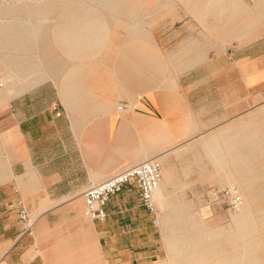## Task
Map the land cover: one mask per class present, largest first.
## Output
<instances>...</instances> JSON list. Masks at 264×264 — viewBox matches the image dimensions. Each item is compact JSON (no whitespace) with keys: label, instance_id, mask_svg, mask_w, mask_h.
<instances>
[{"label":"rangeland","instance_id":"374dc122","mask_svg":"<svg viewBox=\"0 0 264 264\" xmlns=\"http://www.w3.org/2000/svg\"><path fill=\"white\" fill-rule=\"evenodd\" d=\"M72 9L99 16L100 46L91 38L74 55L72 37L60 39ZM113 70L121 91L180 93V110L155 122L161 136L136 161L159 162L162 197L153 192L154 211L135 219L145 230L135 244L151 247L152 264H176L179 249L198 246L201 264L230 252L264 264V0H0V93L55 86L70 97L97 76L106 85ZM241 212L253 225L243 239Z\"/></svg>","mask_w":264,"mask_h":264},{"label":"crops","instance_id":"0c3cea01","mask_svg":"<svg viewBox=\"0 0 264 264\" xmlns=\"http://www.w3.org/2000/svg\"><path fill=\"white\" fill-rule=\"evenodd\" d=\"M106 82H81L79 94L65 98L55 86L0 93V264H88L94 255L100 264L153 263L151 247L135 244L145 231L135 219L150 213L137 190L125 185L112 195L102 221L83 214V191L151 151L157 121L174 119L180 93L129 83L121 91L119 70ZM18 199L38 212L31 235L19 233L10 209Z\"/></svg>","mask_w":264,"mask_h":264},{"label":"built area","instance_id":"2783aa9c","mask_svg":"<svg viewBox=\"0 0 264 264\" xmlns=\"http://www.w3.org/2000/svg\"><path fill=\"white\" fill-rule=\"evenodd\" d=\"M3 82L0 78V89ZM122 105L119 106L121 108ZM56 116L61 115L58 103L50 106ZM161 180V167L155 159L149 158L132 164L103 180L88 186L83 191L85 200L84 214L92 220L102 221L106 218L105 204L109 198L119 192L125 185L133 186L138 192L139 202L149 212L154 211L153 192L159 186ZM17 215L19 233L24 235L32 234L34 220L22 199H18L10 206Z\"/></svg>","mask_w":264,"mask_h":264},{"label":"bare ground","instance_id":"6f19581e","mask_svg":"<svg viewBox=\"0 0 264 264\" xmlns=\"http://www.w3.org/2000/svg\"><path fill=\"white\" fill-rule=\"evenodd\" d=\"M109 2H123L124 0H108ZM81 10H70V19L68 20L69 25L65 29V32L60 37V39L66 38L67 36L72 37L74 47L72 51L74 55H77V49L87 45L91 38L95 39L101 44L102 35L99 36L98 33L101 32L102 25L100 23H94L99 16L97 14L91 15H82ZM90 36H79V32L86 27H91ZM99 36V37H97ZM212 146L216 147V142L212 143ZM213 153L216 152L215 149H212ZM217 153V152H216ZM154 197L160 199L162 197L161 186H158L154 190ZM238 218V232L235 234L238 238H245L247 234L252 229V222L249 214L247 212H241L236 215ZM215 233V232H214ZM213 236V235H212ZM187 248L183 247L179 249L176 253V264H201L204 261V254L198 248H191L189 252L186 251ZM219 264H256L253 258L244 254L243 252H230L226 254V257L221 260Z\"/></svg>","mask_w":264,"mask_h":264}]
</instances>
